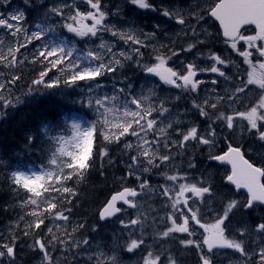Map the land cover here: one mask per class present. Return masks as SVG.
Wrapping results in <instances>:
<instances>
[{
	"label": "trees",
	"instance_id": "obj_1",
	"mask_svg": "<svg viewBox=\"0 0 264 264\" xmlns=\"http://www.w3.org/2000/svg\"><path fill=\"white\" fill-rule=\"evenodd\" d=\"M53 1L9 0L11 5H17L19 11L24 13L23 18L26 24H32L37 20L39 18V8H43L45 5L50 8ZM147 2L151 6L148 9H141L138 5L132 4L131 1L127 2L122 7L120 16L114 19L117 21L125 19L130 24L129 26L139 28L138 31H141V33L158 35L159 40L162 42L163 32L156 28V20L159 16L152 6L154 1L147 0ZM92 3H95V1L92 0ZM116 3L117 0H100L97 2L99 11L95 9L96 18L99 19L100 13H103V19L100 25H96V28L104 26L107 21L105 19L113 17L111 11ZM103 5L110 6L104 10ZM92 9L94 8L90 4V12ZM87 19H90L87 13L76 14L72 22L68 21V24L78 28V26H83L78 25L79 20L87 22ZM50 21L54 22L51 19ZM53 29L54 32H51V35L71 40L70 43L75 46L76 50L85 51L82 42L80 43L81 37L68 32L65 26ZM16 42L17 39L15 38ZM162 44L163 48L161 49L160 46V50L154 52L153 50L149 51L148 46L143 47L145 57L150 63L157 65L161 59L165 62V59L173 57L169 43L165 41ZM189 45H195L191 50L199 47L192 36L181 45L175 43L173 49H175V52L188 51ZM52 59H55V57L49 58V60ZM134 64V62L124 63L123 66L116 67L115 71L104 72L96 79L99 83H115L126 78L134 81V79L140 78L142 74L137 71L143 70V66L134 67ZM1 68L6 77V84L14 90L11 95L0 99V251L6 252V249H1L3 244L15 248L22 243L25 235H39L47 226H59L65 231V234L70 235L72 233L80 236H93L95 234L105 236L110 234L103 230V224L100 223L98 215L109 196L122 186L121 179L126 173L124 162L121 160L124 139L122 137H118V139L103 138L98 130V125L92 120L86 102L79 97L87 85L89 83L93 84L95 81H78L75 84H66L64 80L72 72L71 68L67 67L65 62L61 66L52 68L48 60H44L43 57H38V55L27 58L20 64L15 62L12 67ZM61 68H63V71H61ZM42 72H47V75L42 78L44 83L34 84L33 81L41 79ZM134 72H137V74L134 75ZM14 77L16 79H13ZM52 81H59V83L55 87L48 88L47 83ZM158 90H162V86H159ZM75 112L79 113L87 128L90 124H93L96 129L91 137L92 148L86 167L79 169L77 165H74L69 168L67 167L68 163H64L59 171L44 184L41 197L35 199L36 203H27L30 191L25 189L22 183H15L16 176L13 173L16 167L21 165L19 156H21V160L27 162V165L46 164L48 160L45 155L50 150L53 139L55 136L69 134L70 126L66 121V117ZM224 138L225 150L227 147L226 141L231 140V136L225 135ZM252 138V132L246 129L244 142L242 143H248V140L251 141ZM199 163L200 160L191 162V166L197 169ZM158 165L159 167L155 170L161 173L151 175L154 179L153 182L151 181L153 184L159 183L158 181L164 177L168 170V163H158ZM148 172H151V170L149 169ZM131 185H134V182H131ZM64 188H68L69 191H63ZM49 204H55L56 207L49 208ZM59 213L67 216V220L58 218ZM37 224H39V227H36ZM29 230H31L30 234ZM162 230L164 228L160 229V237L164 236ZM160 237L150 236L148 240L151 241ZM133 240L143 241V239H136L135 237L128 239V247ZM145 250L149 251L148 248L139 245V251H143V255L149 256L147 261H155V256H150ZM189 250L194 251V248ZM13 257L15 256L9 257L6 254L3 259L7 264H19L16 263L15 259H12ZM161 257L162 255H160ZM177 259L167 255L166 259L162 260V264H173Z\"/></svg>",
	"mask_w": 264,
	"mask_h": 264
},
{
	"label": "snow or ice",
	"instance_id": "obj_2",
	"mask_svg": "<svg viewBox=\"0 0 264 264\" xmlns=\"http://www.w3.org/2000/svg\"><path fill=\"white\" fill-rule=\"evenodd\" d=\"M89 3L94 9H97L99 11L98 4L92 3V0H89ZM131 3L134 5H138L141 9H148L151 6L147 2V0H131ZM91 16L92 14L89 13ZM163 15L169 18H175L170 16V13L165 11L163 12ZM210 15L212 17H215L220 21V23L224 26V34L225 36H230L235 38V33L238 31L239 27L243 24H255L260 29V33L262 34V38H264V0H220V3L216 4L213 9L210 11ZM24 16L23 12H19L16 14H12L10 17H4L0 15V26L6 27L7 29L11 30L14 28L13 23H10L11 21H17L19 22L21 18ZM93 19L95 23L91 27H84L81 26V28L73 27L72 25H67V30L70 33H74L78 37H86L91 35V37H95L97 35V29L96 25H100L101 21L103 19V13H100V18L97 19L93 16ZM179 24H184L185 21L180 18L176 21ZM35 27L38 29L37 31H34L31 33L30 38L26 37L27 43H31V39H37V40H43L45 36H47L49 33L54 32V29L48 28L47 26L43 25L42 23H38L35 25ZM158 27V26H157ZM19 28H15V32H10V35L15 36L16 32H19ZM115 34V33H113ZM140 35H143V33H140ZM129 40H132V42L136 45H140V40L135 39L133 40V37L131 35L128 36ZM239 39H246L248 41H253L257 39V37H239ZM0 43H3L0 41ZM250 46H252L250 44ZM20 47H26L25 43H21ZM195 45H189L188 51H190ZM233 48H235V44H233ZM66 49H68L66 51ZM104 49V46L101 45V50ZM18 50V49H17ZM12 49L9 48V52H11ZM77 51L75 49V46L72 45L69 46V43H66L64 40H60L59 43L53 40L45 41L41 44L40 49L37 52L38 57H43L44 60H48V62L51 64L52 68H56L58 66H61L64 64L65 60L68 61L67 67H70L73 69V71L65 78L64 83L66 84H75L78 81H95V86L100 87L99 81L96 79L101 76L104 72H112L115 71V65L120 64V59H115L114 61L109 60L107 62L103 60H98L96 54L89 50L86 52V54L78 55L75 60H73V52ZM107 51L110 53L111 49H107ZM137 51L139 49L137 48ZM259 53L261 56H264V45L260 46ZM175 54V53H174ZM123 56V53L120 54ZM241 55L247 57L250 55L248 52H243ZM50 57H55V59L49 60ZM216 61L220 64H224V60L220 59L219 57H215ZM11 63L13 66L15 65V57H13ZM164 62L163 59L160 60V63L155 65L154 67H149L147 71L149 73H154L156 75L160 76V79L163 80L167 84H176V80L172 79V77H177L178 79L183 81V86L185 88H190L191 90H195L197 87V84L200 83V81H193V77L196 76V72L193 71L194 65L189 63L185 66L186 73L185 75H178L177 72L172 71V69H164L163 68ZM261 69H264V64L260 65ZM163 69V71H161ZM211 72H218L219 69L216 67H212ZM61 71H63V68H61ZM47 75V72L41 73V79L33 81L34 84H41L44 83L43 77ZM220 75L223 76L224 73L220 72ZM252 74H250L251 76ZM13 79H16L15 77ZM249 82H252L250 80ZM261 84V87H264V79L259 81ZM59 81H52L51 83H47L48 88L55 87ZM215 83V82H214ZM177 87H180V85H176ZM2 87V86H0ZM89 88L93 87L92 83L88 84ZM121 95L126 91V89H119L118 90ZM239 92H243L244 89L240 88L238 89ZM105 100L110 99V97H104ZM111 99L115 100L118 99L117 97H111ZM125 101V107L131 105L135 108L140 107V100L136 97L132 96L131 93L128 94V96L124 97ZM91 103V102H90ZM97 105H100L102 101L100 99H97L95 101ZM207 103V101L205 102ZM212 107H215V105H211ZM197 108H199V105H196ZM261 110V113H264V97L261 98L260 103L251 109L248 113H239L238 115L246 118L250 124V129L256 130V132L259 134V139L261 141H264V130H261V128H258L257 121H264V114L258 113L257 109ZM163 111H167V109H164ZM150 114V112H149ZM133 117L139 115V112L132 111L130 113ZM160 115H163V112L160 113ZM201 115H206V113L201 109ZM143 118V117H141ZM232 117H227V127L231 129L233 127L232 124ZM107 123V120L105 121ZM155 123V120H149L147 121V129H151L153 127V124ZM137 124L140 128L143 129V125L139 124V121H137ZM131 124L129 123L127 127L123 128V131L121 132V135H123L125 132L128 131V127H130ZM73 129L79 130L81 129L80 124L74 123L72 125ZM95 125L90 124L87 129H84L83 132L78 133V139L76 141L77 145H80L82 142V148L78 153L75 155L73 159L70 160V162L67 164V167L72 168L74 165H77L79 169H84L86 167V162L90 158L91 154V148H92V134L95 132ZM161 132H163V129H160ZM133 136H138V139H142L144 144H149V141L144 140L143 137H139L138 133L136 131H133ZM105 139H108L109 137L105 136ZM118 139V138H117ZM189 139H199L200 143L208 144L209 140L204 139L203 137L197 136V128L193 127L190 129V131L183 136V141H188ZM153 143H159V139L157 138L156 141H153ZM127 147H131V145H126ZM150 147L144 148L143 145L140 146L139 155L146 158V163L149 166H155L159 167V165H154L153 161L156 156L155 153H152L151 156H149ZM231 153H234L237 158H240L242 160V157H240V150L238 148H232L230 149ZM106 155V153H104ZM72 154L69 153V156ZM170 157L168 155H164L160 157V163H165L169 161ZM216 160H224V156H216L214 157ZM133 163H136V157H132ZM55 163V161H53ZM233 164V173L232 175L228 176L227 179L234 184H236L237 187H244L248 190V193L250 194L249 200L246 202L244 207L246 208H252L254 206V202H260L261 204H264V184H261L259 181L260 177H264V169L253 167V165L249 164L247 161H242L243 166L238 167L235 159L232 160ZM144 171H147V168L143 169ZM16 184H21L25 189H28L30 192H34L37 196L39 193L35 192V189L32 188L30 185L35 184L37 181H39L42 177L37 173H31V178L28 174L17 172L15 174ZM169 180L175 181L177 179L176 176L168 177ZM145 183L141 184V189H143L146 186ZM63 191L68 192V188H64ZM165 190V194H166ZM190 192L193 193L195 196H200L202 193H209L210 189L209 187H197L196 185H180V192ZM125 196H131L135 197L137 196V192L134 189H125L123 193L120 194L119 199L124 200V202L130 203L128 200L125 199ZM117 199V197H113V202ZM32 204L36 203L35 199L31 200ZM184 205L187 208V200L184 201ZM49 208H55V204H49ZM133 207L135 205H132ZM236 206L235 202H232V204L229 205L228 211H231L232 208ZM175 207V205H174ZM112 208L113 211H109V209ZM120 209L114 208V203H110L108 208H105L104 212L101 213V220L105 219L108 216H112L114 212H118ZM187 211L192 214V219L195 220L196 213L192 211L191 208H187ZM181 215H183V212H181ZM228 213L225 212L224 216L220 218L214 225L211 226L209 231L208 238L204 241V243L207 245L208 251L211 252L214 247H227L231 249H235L241 254H244V248L242 247V244L240 242L236 241H230L226 240L224 238L223 232L224 229L221 227V225H224L225 220L227 219ZM58 218H62L64 220H67V216H64L62 213L58 214ZM41 223L43 221H40ZM187 218L185 217L184 223L181 226H178L174 229H169V231H177V232H187ZM198 223V221H196ZM132 224H135L136 221H131ZM36 227H39V224L36 225ZM51 231V229H49ZM256 231L264 234V222L259 223L256 226ZM243 234V233H241ZM165 236L168 235V232L164 233ZM39 244V241H37ZM83 243L87 244L88 241H83ZM143 243V241H136L133 240L131 244L128 247V251H132L133 249L139 247V245ZM187 244H193V241H186ZM5 251H0V257H4L6 254L11 257L14 255V248L9 247L7 245H4ZM39 247L41 250L44 249L43 244H39ZM159 257H157V260ZM261 259L264 260V250L261 251ZM203 264H210V258H202ZM150 264H156L155 261H151ZM174 264V262H173Z\"/></svg>",
	"mask_w": 264,
	"mask_h": 264
},
{
	"label": "rangeland",
	"instance_id": "obj_3",
	"mask_svg": "<svg viewBox=\"0 0 264 264\" xmlns=\"http://www.w3.org/2000/svg\"><path fill=\"white\" fill-rule=\"evenodd\" d=\"M4 1V2H3ZM6 0H0V15L4 16V17H10L12 14H16L18 13V7H11L9 6V8L4 9V6H7V2L5 3ZM77 0H56L51 8V11H49L48 13H45V16H43V14L40 16L42 17L41 19H39L38 21H36L32 26H27L22 22L23 21V17L21 18V20L19 22L17 21H11L9 20L10 23H13L14 28L9 30L6 27L0 26V41H2L3 44L0 47V58L4 60V63H6V59L5 57H9L10 60L13 59V52L15 51V47H17V49L19 50L17 53L18 56V60L19 61H23L24 59H27L28 57H30L32 54H34L35 52H33V49L30 48V50H27V40L26 37L30 38L31 33L34 31H37L38 29L35 27V25H37L38 23H42L43 25L47 26L48 28H53V27H57V26H66V20L63 21H58L57 23L55 22H51L49 21V18L54 19L56 18H65L70 16V13H72V11H70L71 9H74V2H76ZM5 3V4H3ZM212 8V5L209 4V2L207 0H190L188 7H181L180 9H175V13L174 15L178 18H182V17H190V16H195L196 18L199 17L204 11L208 12L210 9ZM75 10V9H74ZM49 14H51V17L49 16ZM189 15V16H188ZM66 24V25H65ZM15 28H19V35L18 38L21 41L18 46H13L11 42V40L7 39V36L10 35V32H15ZM186 29L185 25H182L180 28L176 29V33L175 34H183L184 31ZM202 31V30H201ZM124 34H127V30L123 31ZM169 34V32L167 33ZM35 40L37 39H31V43L32 44H37V47L40 48L41 44L44 43L45 41L48 40H53L56 41L57 43L60 42V40H62L61 38H56L54 36L51 35V33H49L47 36H45L43 38V40H37V42H35ZM145 40H156V38L154 37H149L146 36ZM34 42V43H33ZM158 42V41H157ZM156 42V43H157ZM21 43H25L26 47H20ZM88 48L86 49L87 51L91 50L93 51L98 60H103L105 62L112 60L114 61L115 59H120V63L123 60H127L130 57V53L129 50L125 49V48H119L118 46H115L113 42H109L105 39V37L103 35H101V37L99 38V41L96 42V44L92 47H90V45L87 43ZM101 45L104 46V49L101 50ZM160 45H157L156 48H158ZM9 48L12 49L11 52H9ZM111 49V52L109 53L107 51V49ZM68 50V49H66ZM32 51L30 54L29 52ZM86 51V52H87ZM86 52H82V51H75L73 53V60H75V58L78 55H83L86 54ZM123 53V56H121L120 54ZM5 56V57H4ZM66 64H68V61L66 62ZM121 66V64L115 65V68ZM103 74V73H102ZM2 74H0V99H3L4 97L10 95L11 90L8 88L7 84L5 83V80H2L1 78ZM226 77V75L223 76V79ZM240 78V77H239ZM231 79L233 81V83L228 82L227 83H220L221 86L223 87V91L227 92V94H233V92L235 90H237V88L241 87L242 82L236 81L234 80V77L231 76ZM219 80H221L219 78ZM261 79L256 77V82L257 85H261L260 81ZM215 82V83H214ZM125 82L120 80L118 83H112V84H108V83H99L101 86L100 87H96L95 84H93L92 88H89L88 85L85 88L84 94L82 95V97L86 100L88 107H90V111L94 117V119L98 122V124L100 125V127L102 128L101 130H103V132L105 133V136L109 137L111 135H116V136H123L121 135V132L123 131L124 127H127L128 124L130 123L131 126L128 127V129L134 128L136 127L138 130L136 131L139 135V137H143L144 140L149 141V139L145 136L147 130L146 128H140L137 124V121H135V118H137V116L133 117L132 115H130V113L132 111H137L142 113V108L144 110H147L149 107V90H152L149 86L145 85L144 83H140V86H137L136 84H129V85H125ZM216 81L213 82H209V87L207 88V90L204 91V93H201V98L199 99V102H201L204 105H215L218 106L219 104H221L223 102V91L222 87H220V89L216 88ZM163 85H165L164 82H162ZM206 85V84H205ZM238 86V87H237ZM119 89H126V91L123 93V95H121V93L118 91ZM8 91V92H7ZM146 91V92H144ZM5 93V94H4ZM10 93V94H9ZM131 93L132 96L136 97L137 99L140 100V107L137 109L131 105L125 107V101H124V97L128 96V94ZM165 95H168V93H170L172 96H174V94L172 92H168L165 91ZM252 95V94H250ZM110 97V99L105 100L104 97ZM2 97V98H1ZM111 97H117L118 99H111ZM239 97V96H238ZM97 99H100L102 101V103L100 105H97L95 103V101ZM166 100H171L172 102L174 101V99L171 98H167ZM240 100V99H239ZM207 101V103H205ZM91 102V103H90ZM240 101H235L233 103L234 107L239 105ZM169 111V110H167ZM165 119L169 118V113H164L163 116ZM242 118V117H240ZM68 122L70 123V125L72 126L74 123L76 124H80L81 125V129L76 130L73 129L72 127V134L68 137H59L57 140H55L56 143V148H55V153H54V157H51L52 161H51V165L48 167H41V168H36V167H32L31 169H25V170H20L19 172L21 173H25L28 174L29 177L31 178V173H37L39 174L42 178L37 181L35 184H31L32 187L39 191V182H42V179L44 177H47L48 175H52L54 174V172H56L58 170V164L63 163L62 160L72 157L74 154V150L76 148H79V145H77L76 141L78 139V133L79 132H83V125L84 122L82 119L79 118L78 115H73L70 116L68 119ZM107 120V123H105V121ZM140 124V122H139ZM144 126V125H143ZM168 126V125H167ZM161 127H164V125H162ZM159 132V136L161 131ZM133 132H131L130 134L132 135ZM133 136V135H132ZM134 142L137 143V147H140L141 145H143L144 148H149L150 147V152L151 153L153 151V145L150 143L149 144H144L142 139H138V136H134ZM69 153H71L72 155L69 156ZM53 161H55V163H53ZM141 162H137L134 164L133 166V173L134 174H138L141 171ZM145 198H147L148 200L153 199L152 196H146ZM152 201V200H151ZM153 209H148L145 210L143 209V211L141 210H137L133 213V215L131 216V219H139L138 216H142L143 215H147L150 212H152ZM145 214H144V213ZM142 213V214H141ZM146 215L143 217V219L146 218ZM149 218V219H153ZM147 221V219H145ZM146 221H143L142 224L139 226V228H143L146 225ZM31 233V230H29V234ZM44 237H47V235L45 234ZM41 261H39L38 263H40ZM228 264H241L240 262L236 261V260H232L230 261Z\"/></svg>",
	"mask_w": 264,
	"mask_h": 264
},
{
	"label": "water",
	"instance_id": "obj_4",
	"mask_svg": "<svg viewBox=\"0 0 264 264\" xmlns=\"http://www.w3.org/2000/svg\"><path fill=\"white\" fill-rule=\"evenodd\" d=\"M213 18L219 23V25H220V27H221V30H222V32H223V37H224L226 40H234V39H236V38L238 37L240 31L242 30V28H244L245 26L251 25V24H243V25H241V26L239 27L238 31L235 33V38H233V37H230V36H225V34H224V26L220 23V21H219L218 19H216L215 17H213ZM254 25H255V24H254ZM224 157H225L224 160H217V161H218L219 163L229 165V166L232 168V170H233L232 160L235 159V162H236L237 166H238V167H241V165H242V161H243V160H241L240 158H237L233 153L230 152V155H226V156H224ZM233 184H234V183H233ZM235 185H236V184H235ZM242 188H243L244 190H246V188H244V187H242ZM123 192H124V191H122L121 193H123ZM121 193L114 195L115 197H117V199L113 202V200H112V198L114 197V196H113V197L111 198V200L109 201V203L104 207V209L102 210L101 213L104 212L105 208H108V206H109L110 203H114V208H117V204H119V203H121V202L124 201V200L119 199V196H120ZM127 197H128V196H125V199H126ZM109 211H113V209L110 208ZM118 213H120V211H118V212H114V214H113L112 216H108V217H106V218L103 219V220L110 219V218L114 217L115 215H117Z\"/></svg>",
	"mask_w": 264,
	"mask_h": 264
},
{
	"label": "bare ground",
	"instance_id": "obj_5",
	"mask_svg": "<svg viewBox=\"0 0 264 264\" xmlns=\"http://www.w3.org/2000/svg\"><path fill=\"white\" fill-rule=\"evenodd\" d=\"M102 1V0H101ZM189 16V15H188ZM159 29V28H158ZM160 32H162V31H160ZM164 39V38H163ZM24 87V86H23ZM19 88V87H18ZM21 89V88H20ZM14 90V89H13ZM22 90V89H21ZM20 90V91H21ZM23 90H24V88H23ZM25 91V90H24ZM8 92V91H7ZM19 92V91H18ZM22 92V91H21ZM5 94V93H4ZM10 94V93H9ZM27 94V93H26ZM21 96V95H20ZM2 98V97H1ZM5 98V97H4ZM23 98V97H22ZM39 110V109H38ZM37 114H38V112H36ZM41 113V112H40ZM41 115V114H40ZM40 115H38V116H40ZM41 117V116H40ZM2 138V137H1ZM243 142H244V140H243ZM1 143V142H0ZM5 144V146H6V142L4 143ZM10 145V144H9ZM7 146H8V144H7ZM2 147V146H1ZM7 148V147H6ZM1 192V191H0ZM19 207V206H18ZM142 250V249H141ZM139 252H141V251H139ZM143 252V251H142ZM141 252V253H142ZM145 252H148V250H145ZM143 254H144V252H143Z\"/></svg>",
	"mask_w": 264,
	"mask_h": 264
},
{
	"label": "flooded vegetation",
	"instance_id": "obj_6",
	"mask_svg": "<svg viewBox=\"0 0 264 264\" xmlns=\"http://www.w3.org/2000/svg\"><path fill=\"white\" fill-rule=\"evenodd\" d=\"M263 42H264V38H263ZM218 172L215 174V179H218Z\"/></svg>",
	"mask_w": 264,
	"mask_h": 264
}]
</instances>
